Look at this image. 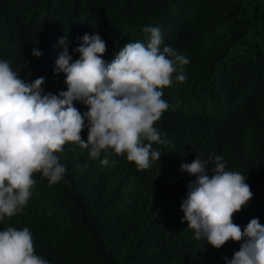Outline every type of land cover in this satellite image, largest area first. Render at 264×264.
<instances>
[{"label": "trees", "instance_id": "1", "mask_svg": "<svg viewBox=\"0 0 264 264\" xmlns=\"http://www.w3.org/2000/svg\"><path fill=\"white\" fill-rule=\"evenodd\" d=\"M149 26L160 29L162 47L189 60L187 79L178 82V71L163 89L171 107L154 125L164 141L152 145L159 161L140 171L124 157L101 165L103 153L92 159L65 144L56 153L64 178L49 185L34 174L23 211L0 221V231L27 227L49 264H227L241 242L213 248L182 219L195 177L180 165L194 158L212 168L218 155L245 175L253 197L233 222L264 225V0H0V60L29 82L44 77L42 93L58 94L67 90L65 74L53 71L62 36L75 60L82 36L98 34L108 63L126 43L146 44Z\"/></svg>", "mask_w": 264, "mask_h": 264}, {"label": "clouds", "instance_id": "2", "mask_svg": "<svg viewBox=\"0 0 264 264\" xmlns=\"http://www.w3.org/2000/svg\"><path fill=\"white\" fill-rule=\"evenodd\" d=\"M147 43H126L111 62L102 59L106 43L98 34L85 33L73 60L66 37L58 43L62 51L54 73L65 74L66 91L42 93L44 77L29 82L0 60V221L23 211L40 173L49 185L60 182L66 168L56 153L68 143L88 149L92 159L103 153L101 165L112 156L124 157L137 170L150 168L161 152L153 143H164L154 127L171 106L163 89L187 79V57L171 46H163L158 27H145ZM32 55L41 52L35 47ZM179 66V68H178ZM73 101L87 106L81 113ZM87 122V123H85ZM87 127V140L81 138ZM115 163V161H112ZM214 166L194 158L180 170L195 177L187 186L180 208L183 220L198 240L221 248L229 240L241 242L227 264H264V225L252 218L243 229L233 222L235 213L253 197L245 175L228 171L221 156ZM66 182V181H65ZM0 264H49L37 255L32 234L25 227L0 231Z\"/></svg>", "mask_w": 264, "mask_h": 264}]
</instances>
